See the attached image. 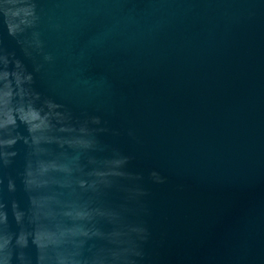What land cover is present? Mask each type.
I'll return each instance as SVG.
<instances>
[{
  "label": "water",
  "instance_id": "95a60500",
  "mask_svg": "<svg viewBox=\"0 0 264 264\" xmlns=\"http://www.w3.org/2000/svg\"><path fill=\"white\" fill-rule=\"evenodd\" d=\"M0 264H264V0H0Z\"/></svg>",
  "mask_w": 264,
  "mask_h": 264
}]
</instances>
